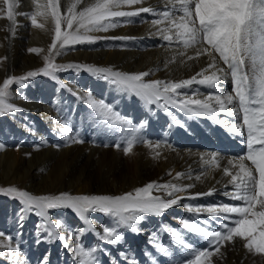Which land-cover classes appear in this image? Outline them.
<instances>
[{"label":"bare ground","instance_id":"bare-ground-1","mask_svg":"<svg viewBox=\"0 0 264 264\" xmlns=\"http://www.w3.org/2000/svg\"><path fill=\"white\" fill-rule=\"evenodd\" d=\"M73 2L74 0H60L61 11L66 13L68 6ZM92 2L93 0H82L77 10ZM142 7L154 11L114 18L113 22L118 24L116 28L88 33L95 38L92 43L68 45L63 49L58 46L53 50L57 63L63 66L74 64L111 68L127 74L149 72L150 74L144 78L145 81L172 82L191 78L207 67L212 57L201 55L196 58L199 45L184 49L179 43H169L157 31L159 27L167 26L166 22L162 25H153V20L162 18L158 13L171 9L169 0H142V3L135 5H124L120 10L137 11ZM35 11L32 0H17L16 24L13 25L10 38L11 70L19 67L21 63L15 56L19 41L23 38L29 39L28 35L21 34L22 30H29L28 44L31 48L41 49L40 55L49 52L54 29L51 18L45 20L37 16V22L44 24V28L40 29L32 25L29 15H20ZM5 17L6 6L0 2V28L6 23ZM64 27L62 24V30ZM31 58H28L31 64L27 71L34 68L32 61L35 57ZM42 64L39 63L40 66ZM217 65L223 66L218 56ZM196 67L199 68L197 73ZM213 70L209 69L206 74ZM58 76L61 84L69 88L68 91L58 92L57 89L53 91L47 81H35L33 78H30L31 82H25L17 88L14 98H11V104H18L23 111L18 113L19 117H9L14 127H10L12 136L6 141H0V145H3L0 148V166L5 164L14 168L15 176L18 177L21 173L22 178L26 171L25 179L40 181L44 186L39 188L40 192H35L38 195L65 192L71 195H121L146 186L150 182L192 187L175 194L181 199L162 215L143 214L144 218L137 225L139 232L119 228L122 240L116 244L101 240L94 243L93 239L98 238L96 234L89 230L86 222L81 220L78 214L68 208L52 209L48 213L47 221L50 226L58 223L60 228L56 231L67 239L48 240L45 238L47 233L41 227L43 221L37 218L38 216H33L30 224L25 222L28 211L20 201L13 214L8 210L7 214L5 213L8 221L0 224V232L5 234L0 237V245L11 244L12 249L18 248V251L10 252L7 248L0 247V264H42L45 258L47 264H79L74 253V236L71 233L75 225L83 226L86 230L80 238L82 245L86 249H97L95 252L97 264H108L107 260L112 255L121 259L125 255L133 258L135 255L129 252L133 243L140 246L145 233L154 224L162 231L161 242L166 245L169 252L172 250V253L168 254L169 258L162 260L163 264H183L186 258H191L188 250L178 244L169 231L171 226H177L181 237L184 240L188 239L185 242L197 250L209 248L210 238L184 229L182 221L189 219L190 222L198 223L207 229L222 231L220 225L225 221L214 219L204 209L228 203L231 205L242 203L226 195L233 191V185L228 183L230 177L224 176L223 169L227 167L233 173L238 171V168H233L228 161L232 160L235 164L236 158L246 154V135L230 133L223 125L217 123V120L233 121V118L225 117L222 113H218L216 117H191L173 104H169L167 109L161 106L163 101L148 104L142 98L124 92L110 80H104L84 67L60 70ZM231 88L229 78L227 83L221 86V92L228 94ZM211 90L194 83L179 91L188 97L196 93L195 98L203 99ZM42 91L54 93V98L44 95ZM89 92L94 99H103L112 105L115 111L130 119L133 124H143L137 133L139 139L130 154L125 155L123 151L127 146L126 140L131 138L128 132L107 125L95 115L86 103ZM176 98L184 99L185 96ZM9 114L11 113L5 112L0 115L4 117ZM177 120L179 124L176 123ZM65 124L72 129L70 133L62 132ZM65 136L70 138L65 139ZM72 138L83 142L74 143ZM116 144H120V148H117ZM150 145L159 147L153 148ZM101 150L103 153L97 157L96 153ZM15 152H19L20 156ZM213 153L217 154L218 165L211 163ZM56 162L57 174L53 180L49 181L46 178L41 180L43 173ZM246 163L251 166L248 161ZM177 173L183 175L177 179ZM197 176L200 178L196 179ZM34 187L31 184L29 188L34 190ZM209 191L213 194L206 195ZM152 194L164 199L174 198L168 197L164 189H153ZM189 207L193 211H189ZM197 208L202 209L201 212L197 213L195 211ZM10 214L13 215L12 224H8ZM88 216L101 232L102 226H116V219L107 214L90 212ZM190 235L194 237L190 238ZM7 237H11V241ZM221 243V252L215 259L211 258L212 264H264V253H257L255 250L250 252L240 239H235L231 244L226 241ZM65 244L68 246L65 247ZM152 254L156 257L163 253L154 246Z\"/></svg>","mask_w":264,"mask_h":264},{"label":"snow or ice","instance_id":"snow-or-ice-1","mask_svg":"<svg viewBox=\"0 0 264 264\" xmlns=\"http://www.w3.org/2000/svg\"><path fill=\"white\" fill-rule=\"evenodd\" d=\"M0 2L6 6L5 18L15 25L17 0H0ZM32 2L36 11L30 14L20 13V15H29L32 25L40 29L44 28V24L37 22V16L45 20L50 17L54 22V36L49 47V55L44 57V67L38 72L30 71L26 76L4 79L0 84V114L18 110L13 104L7 102L8 90L13 82L22 83L28 77L39 73L57 80L56 73L60 70L84 67L104 80H110L124 92L142 98L148 104L163 101L161 106L165 109L169 104H173L194 117H216L218 113L224 114L225 117H232L233 121L225 119L217 120V123L223 125L230 133L246 135V154L236 158L235 164L232 160L228 161L229 165L238 168V171L233 173L227 167L223 169L224 176L230 177L228 183L233 185V191L226 195L242 203L240 205L223 204L204 209L214 219L219 218L225 221L220 225L223 231L207 229L199 226L198 223L190 222L189 219L182 221L184 229L210 238L209 248L197 250L193 245L185 242L180 232L172 230V235L176 242L191 255V258H186L183 264H212L211 257L220 252L221 242H233L235 239L244 241V247L250 252L255 250L257 253H264V0H169L171 9L158 13L162 18L152 21L154 26L166 22L167 26L157 29L163 39L169 43H179L184 49L199 45L196 58L201 55L212 57L211 62L201 72L178 82L145 81L144 78L150 74L149 72L127 74L111 68L88 65L63 66L55 64L50 59L53 50H56L58 46L63 49L68 45L92 43L95 38L88 33L116 28L118 24L113 22L114 18L153 12L154 10L148 7H142L137 11L120 10L124 5H135L142 3V0H93L80 10H77V6L82 3V0H74L68 6L66 13L61 11L60 0H32ZM177 13L180 14L177 15ZM62 24L65 25L63 30ZM29 51L39 53L42 50L31 48ZM217 56L223 66L217 65ZM193 58L189 57V59ZM209 69L214 70L206 74ZM229 78L232 90L228 94H223L221 86L227 83ZM194 83L206 86L213 91L203 99L195 98L196 93L188 97L179 91ZM181 95L185 98H176ZM86 103L107 125L119 127L128 132L131 138L126 140L127 146L123 148V151L125 155L130 154L139 139L137 133L140 132L143 124H133L130 119L121 116L103 99H94L91 92L87 95ZM176 123L180 122L177 120ZM71 131L67 124L62 128L63 133ZM69 138L65 136V139ZM72 139L74 143L83 142L80 139ZM115 146L120 148L121 145ZM150 146L159 147V145ZM2 147L3 145H0V148ZM246 161L250 162L251 166ZM211 163L218 165L217 154H212ZM182 175L177 173L176 178ZM199 178V176L196 177V179ZM191 187L192 185L180 187L172 183L161 185L150 182L146 186L121 195H71L66 192L56 195H31L15 187L0 188V193L19 197L27 211L40 216L43 221L41 227L47 233L45 238L48 240L67 239L56 231L60 228L58 223L50 226L47 221L49 210L68 208L86 222L89 230L94 232L99 240L116 244L122 240L119 228L139 232L137 225L144 218L143 214L162 215L181 199L175 194L185 192ZM153 189H164L168 197L174 198L164 199L153 195ZM212 194V191L206 193V195ZM188 210L193 211L191 207ZM201 210L195 209L197 213ZM90 212H101L115 218L116 226H102V232L97 230L88 216ZM4 235L0 232V237ZM7 239L11 241V237ZM74 240V252L79 264H97L95 257L97 249H86L80 242L79 235H76ZM67 246L65 244V247ZM0 247L7 248L10 252L18 251V248L12 249L11 244H2ZM156 249L165 255L169 254V249L159 243L156 244ZM42 264H47V258Z\"/></svg>","mask_w":264,"mask_h":264},{"label":"rangeland","instance_id":"rangeland-1","mask_svg":"<svg viewBox=\"0 0 264 264\" xmlns=\"http://www.w3.org/2000/svg\"><path fill=\"white\" fill-rule=\"evenodd\" d=\"M12 28H13V24L8 19H6V23H5L4 27L0 28V84L3 83L4 79L9 78V77L26 76L27 73L30 72V71L38 72L39 69L44 67V64H45L44 57L49 55V52L44 54V55H40L39 53L30 52L29 49H31V47L28 44V41L30 39L29 30L28 31L27 30H25V31L22 30L21 34H25V36L28 35L29 39L27 38V39L24 40V38H23V39H21L19 41V44L17 45V52H16L15 56L18 59V61H20L21 63H19L20 64L19 67H16L13 70L9 69L10 68L9 54H10V46H11L10 38H11ZM53 28H54V22H53ZM53 36H54V29H53ZM31 57H33V58L35 57V59H34L35 62L32 61L34 68L32 70L27 71V69L30 67V64H31V62L29 61L28 58H31ZM33 58H31V59H33ZM50 59L55 64L59 65L57 63L55 53H53L50 56ZM41 62L43 64L40 66L39 63H41ZM197 70H199V68L196 67V69H195L196 73L198 72ZM59 72L60 71H58L56 73V75L58 77L57 80H53L49 76H46V75H44L42 73H39L36 76L28 77L22 83L13 82V84L10 85L9 90H8L9 91V95L7 97L8 103H12V99L15 96V92L17 91V88L19 86H21V84H23L25 82H28V83L31 82L30 78H33V80H35V81H40V80L47 81L51 85L53 91L56 90V89H57L58 92L68 91L69 88H66L59 81V76H58ZM212 91L213 90H211V92ZM42 92H43L44 95L49 96L51 99L54 98V95H53L54 93H51V92L47 93V92H44V91H42ZM13 105L18 109L17 111L10 112L11 114L4 115V117H2L0 115V127H1L0 128V130H1L0 131V141H2V140L6 141V140L9 139V136H12V135H10V131H11L10 127L11 126L14 127V123H13V121H10L9 117L10 116L19 117L18 113L20 111H23V109L18 104H13ZM102 153H103V150H101L100 152L96 153V156L100 157V155ZM15 154L17 156H20L19 152H15ZM249 164H250V162H249ZM53 165H55V166H53ZM53 165L51 167H49L48 170L45 173H43V175H42L43 178L41 180H44V178H46L49 181L53 180V178L57 174L56 171H57L58 162L54 163ZM6 166H5V164L0 166V188L15 187L18 190L27 191L28 193L30 192L29 194H31V195H38V194H35V192L39 191V188L41 186H44V185H42L40 183V181H36L34 179L33 180L32 179H25L24 177L26 176V171L23 174L24 175L23 178H22V174L21 173H19V175L17 177V176H15L14 168L8 167V166L6 167ZM30 183L33 185V187L35 186L34 190L32 188H31L32 190L29 188L31 186ZM18 198L19 197H16L14 195H9L7 193H0V211H1L0 212V220H1L0 224H2V223L4 224L6 221H8L7 216H6L7 210H8V212H10L12 214L15 212L16 206L21 201L20 198L19 199ZM228 205H231V204L228 203ZM50 211L51 210H49V212ZM12 214L9 215L11 217H10V220H9L8 224H12V221H13V219H12L13 215ZM33 216L37 217L38 215H36L34 212H29L28 211V218H26L25 222L30 224ZM37 218L42 220V218L40 216H38ZM81 229H83L82 232H81ZM172 230H175V231L179 232V229H178L177 226L169 227V231L171 232V234H172ZM222 231H223V229H222ZM84 232H86V230L84 229L83 226L78 227L77 225H75L71 229L72 236H74V237L76 235H79L80 238H81L82 235L84 234ZM91 234H92V232H91ZM92 236H93V234H92ZM183 237H186V236H183ZM189 237L193 238L194 235H190ZM161 239H162V231L160 230V228L158 226H156V224H154L152 227H150V229H148V232L145 233V235L143 237V241H141L140 246L137 243H133V246L129 250V252L132 253L131 255H135L133 258L125 255L124 258L122 257V259H121V258L117 257L116 255H112L110 257V259L107 260L108 264H143L144 262L146 264H163L162 260L164 258L166 259L168 257V255L161 254L160 255L161 257L158 256V255L156 257H154V255L152 254V248L154 246H156L157 243H159L160 245L166 247V245L161 242ZM93 241H94V243H96V242L98 243V241H100V240H99V238H96V239H93ZM185 241H188V239H185ZM223 243H225V241H223ZM226 243H228V241H226ZM231 243L232 242H229V244H231ZM172 247H174V246H172ZM123 252H125L124 249H123ZM220 252H221V248H220ZM220 252L215 254V255H213L211 258L215 259L220 254ZM146 253H148V255ZM169 253H172V250ZM176 254H174V255L176 256ZM147 256H148V258H147ZM153 260L155 261V263H154ZM152 261H153V263H152ZM169 263H170V261H169Z\"/></svg>","mask_w":264,"mask_h":264}]
</instances>
